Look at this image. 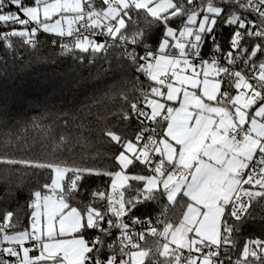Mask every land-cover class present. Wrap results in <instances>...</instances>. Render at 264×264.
<instances>
[{"label": "snow or ice", "instance_id": "snow-or-ice-1", "mask_svg": "<svg viewBox=\"0 0 264 264\" xmlns=\"http://www.w3.org/2000/svg\"><path fill=\"white\" fill-rule=\"evenodd\" d=\"M45 45L71 98L0 94V264H264V0H0V80Z\"/></svg>", "mask_w": 264, "mask_h": 264}, {"label": "trees", "instance_id": "trees-1", "mask_svg": "<svg viewBox=\"0 0 264 264\" xmlns=\"http://www.w3.org/2000/svg\"><path fill=\"white\" fill-rule=\"evenodd\" d=\"M42 40L46 39V36H41ZM53 50L50 46L45 45L41 48L40 52L36 55L41 56L43 59L41 65L37 67L36 71L30 73L23 77L22 79L3 81L0 80V94L7 91L10 97L15 99L14 111L18 114H26L28 116H33L37 111L41 110L42 104L40 101H43L45 97L49 98L50 103H59L61 99L67 100L71 98V95L67 93V88L64 84L60 82L58 78H53L52 73L67 71L70 65V61L60 62L61 58L59 56H54ZM53 60H56L57 63L53 64ZM82 75L88 74V66L85 65L81 70ZM77 104L80 102L88 103L83 94L77 95ZM109 108L113 105L109 104ZM99 111L101 115L104 114V105H101L99 108H93V112ZM103 124H94L93 127L99 131ZM89 164H92V160L86 161ZM98 163H103V161H98ZM103 179L95 181V184H103ZM31 187L30 184L25 183L23 191L17 190L15 195V201L19 205H24L27 200V192ZM3 197V188L2 182H0V198ZM12 207L16 208L17 203H12ZM145 212H151L152 209L146 208ZM28 212L27 209L24 210L22 214V219L24 215ZM264 235V222L259 218L256 221L250 222L245 226L244 236L259 237ZM243 239V237L241 238Z\"/></svg>", "mask_w": 264, "mask_h": 264}]
</instances>
